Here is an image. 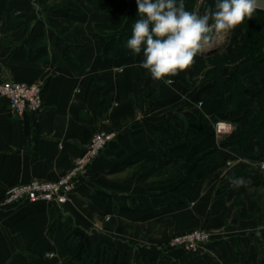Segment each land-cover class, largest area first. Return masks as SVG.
Segmentation results:
<instances>
[{"label":"crops","instance_id":"0c3cea01","mask_svg":"<svg viewBox=\"0 0 264 264\" xmlns=\"http://www.w3.org/2000/svg\"><path fill=\"white\" fill-rule=\"evenodd\" d=\"M114 18L87 0H8L0 9V81L44 88L42 108L23 117L0 97V264H264V156L255 138L242 148L220 143L213 124L224 114L205 94L209 84L190 80L192 67L168 86L140 67L143 51L103 54L95 27ZM240 73L248 94L262 85L247 64ZM196 110L210 125L161 154L153 128L176 122L185 131L184 112ZM97 129L114 137L65 203L2 205L10 186L66 173ZM212 146L216 162L182 183L186 160ZM195 228L211 233L196 251L166 247Z\"/></svg>","mask_w":264,"mask_h":264},{"label":"trees","instance_id":"16d2710c","mask_svg":"<svg viewBox=\"0 0 264 264\" xmlns=\"http://www.w3.org/2000/svg\"><path fill=\"white\" fill-rule=\"evenodd\" d=\"M8 0H0V9ZM94 9H104L115 16L112 22H101L96 25L94 36L100 41L102 53L110 56L132 53L127 48L132 28L138 16L136 0H87ZM196 0H184L185 8L194 11ZM264 10L258 9L251 19H246L229 33L225 48L205 57L197 55L192 66L190 80L209 84L205 94L217 100V110L224 114L235 127L220 138L224 145L242 148L251 138H255L257 150L264 156ZM247 64L250 71L262 79V85L252 94H248L240 68ZM229 70V76L221 80L218 72ZM44 93V88H43ZM252 108L251 115L240 119L244 111ZM187 121L185 131L176 122L158 123L152 133L159 137V150L165 154L168 146L185 139L188 144L193 135L210 125L209 119L200 111H185ZM217 147H206L191 155V168L182 183L192 185L196 171L207 163L217 160ZM189 165V164H188Z\"/></svg>","mask_w":264,"mask_h":264},{"label":"clouds","instance_id":"9594fccd","mask_svg":"<svg viewBox=\"0 0 264 264\" xmlns=\"http://www.w3.org/2000/svg\"><path fill=\"white\" fill-rule=\"evenodd\" d=\"M136 4L139 18L126 46L134 54L143 51L140 67L168 86L174 83L169 77L191 68L198 54L222 46L230 32L264 7L261 0H216L215 10L207 8L201 15L186 10L184 0Z\"/></svg>","mask_w":264,"mask_h":264},{"label":"built area","instance_id":"2783aa9c","mask_svg":"<svg viewBox=\"0 0 264 264\" xmlns=\"http://www.w3.org/2000/svg\"><path fill=\"white\" fill-rule=\"evenodd\" d=\"M0 97L6 99L8 109L15 117H23L28 112L40 110L43 106V86L37 82H25L15 79L0 81ZM223 125V127H221ZM234 124L229 120H218L214 123L217 135L229 133ZM114 132L95 130L83 152L74 157L71 167L54 180L33 178L27 182L10 186L2 201L6 207H15L21 203L42 201L49 205H62L68 200L70 193L92 162L105 146L113 139ZM263 165V164H262ZM211 233L205 228H195L183 233H174L166 245L171 249L196 251L208 242Z\"/></svg>","mask_w":264,"mask_h":264},{"label":"rangeland","instance_id":"374dc122","mask_svg":"<svg viewBox=\"0 0 264 264\" xmlns=\"http://www.w3.org/2000/svg\"><path fill=\"white\" fill-rule=\"evenodd\" d=\"M196 2H197L196 3V7L194 8L193 12H197V13L202 15L207 8H212L213 10H215L216 0H212V2L211 1L209 2V0H196ZM228 39H229V34H228V36L226 38V42L222 46H220L215 53H219L225 48V46L227 45ZM212 54H214V53H212ZM212 54H210V55H212ZM198 55L202 56V57H205V58L207 56H209V55L206 56V55H201V54H198ZM15 80H17V79H15Z\"/></svg>","mask_w":264,"mask_h":264},{"label":"water","instance_id":"95a60500","mask_svg":"<svg viewBox=\"0 0 264 264\" xmlns=\"http://www.w3.org/2000/svg\"><path fill=\"white\" fill-rule=\"evenodd\" d=\"M261 3L262 4H264V0H261ZM259 9H261V10H264V7H261V8H259ZM217 49L218 48H216V49H214L213 51H210V52H206V53H204V54H201V55H210V54H212V53H215L216 51H217Z\"/></svg>","mask_w":264,"mask_h":264},{"label":"snow or ice","instance_id":"6c2138e0","mask_svg":"<svg viewBox=\"0 0 264 264\" xmlns=\"http://www.w3.org/2000/svg\"><path fill=\"white\" fill-rule=\"evenodd\" d=\"M221 127H223V125H221Z\"/></svg>","mask_w":264,"mask_h":264}]
</instances>
